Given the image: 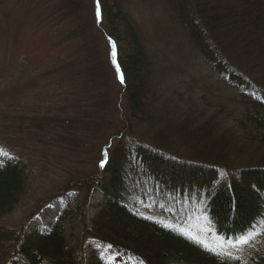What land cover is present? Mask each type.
Returning <instances> with one entry per match:
<instances>
[{"label":"trees","instance_id":"16d2710c","mask_svg":"<svg viewBox=\"0 0 264 264\" xmlns=\"http://www.w3.org/2000/svg\"><path fill=\"white\" fill-rule=\"evenodd\" d=\"M53 1V15L73 24L66 39L76 49L38 79L65 85L64 103L59 115L49 109L0 121L3 134L16 136L0 140L15 147L27 133L28 144L48 147L61 161L84 157L91 168L69 175L29 212L31 222L54 200L73 194L76 204L61 205L45 228L27 235L23 222L17 233L0 225V264H264L263 250L217 255L136 211L140 201L173 222L202 219L225 242L262 229L246 248L264 243V0H160L234 92L235 107L218 104L214 113L157 89L152 58L123 0ZM30 183L22 159H0V220L21 204ZM94 190L101 200L90 216ZM89 240L106 247L112 262L95 252L85 260Z\"/></svg>","mask_w":264,"mask_h":264},{"label":"rangeland","instance_id":"374dc122","mask_svg":"<svg viewBox=\"0 0 264 264\" xmlns=\"http://www.w3.org/2000/svg\"><path fill=\"white\" fill-rule=\"evenodd\" d=\"M54 4L53 0H0V121L15 122L16 118L13 116L21 114L41 116L49 109L51 115H59L56 109L64 103L60 95L68 92L67 87L64 85L61 89L56 82L51 84L48 83L49 79L38 77L70 59L69 56L72 57L76 49V42L66 39L73 24L53 15L51 8ZM122 5L139 29L153 61L155 85L165 98L172 100L180 97L182 103L188 102L187 100L200 103V107L205 108L207 113L218 112V104H224L229 110L233 108L234 92L220 83L185 39L183 32L173 22L174 15L168 7L160 0H123ZM122 48L126 50V45L123 44ZM8 126L13 127L11 121ZM26 134L22 138L17 135L18 145L14 144L15 147L11 146V142L0 140V159H22L30 171L31 182L21 204L11 215L1 219L0 225L5 230L17 233V226L23 222L25 228L22 232L30 235L53 221L61 205L73 206L76 199L73 194L63 195L44 208L34 220L27 221L34 206L51 197L69 179V175L91 168L92 161L84 160V157L73 162L71 159L61 161L58 154L48 147H38L31 139L28 144ZM1 137L9 141L16 136L5 135L0 129V139ZM100 200L99 192L94 190L88 208L90 216H93L94 207ZM136 205V211L141 215L175 227L189 237L194 235L207 248H218L221 242H225L216 237L202 219L190 218L183 222H173L160 216L146 203L139 201ZM260 231L258 229L250 235L255 238L249 244L239 249L226 244L224 249H220L221 253L226 251L228 256L242 257L247 252L264 251V243L246 248L258 238L256 236ZM68 235L69 232L67 238ZM68 242L70 243L69 238ZM84 249L85 260H89L95 252L97 258L107 263L112 262L113 258L107 253L106 247L99 243L89 240Z\"/></svg>","mask_w":264,"mask_h":264},{"label":"snow or ice","instance_id":"6c2138e0","mask_svg":"<svg viewBox=\"0 0 264 264\" xmlns=\"http://www.w3.org/2000/svg\"><path fill=\"white\" fill-rule=\"evenodd\" d=\"M96 16H97V21L99 22L101 19V12H100V7H99V3L97 4V12H96ZM112 56H113V63L116 64V60H115V56H116V52H115V45H113V52H112ZM117 72H119V65H117ZM120 82L124 83V76L120 75L119 76ZM104 165L101 164V167H103ZM190 239L196 241L197 243L203 245L204 247H208L207 245H204L203 241L197 240L196 236H190ZM255 237L254 236H247L245 238L242 239H238L236 242H231V241H227V242H221V244L218 246V248H208L209 251L214 252L217 255H228V253L226 251H224L223 253H221L220 249H224L225 245L227 244L228 246L232 247V248H236L239 249L241 246L247 245L249 244L250 241H252Z\"/></svg>","mask_w":264,"mask_h":264},{"label":"bare ground","instance_id":"6f19581e","mask_svg":"<svg viewBox=\"0 0 264 264\" xmlns=\"http://www.w3.org/2000/svg\"><path fill=\"white\" fill-rule=\"evenodd\" d=\"M250 258V257H249Z\"/></svg>","mask_w":264,"mask_h":264}]
</instances>
